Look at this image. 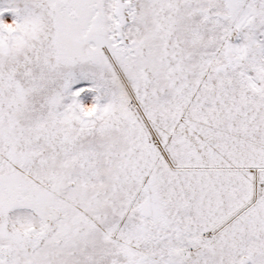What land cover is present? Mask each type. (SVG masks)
Returning <instances> with one entry per match:
<instances>
[{
    "label": "snow or ice",
    "instance_id": "obj_1",
    "mask_svg": "<svg viewBox=\"0 0 264 264\" xmlns=\"http://www.w3.org/2000/svg\"><path fill=\"white\" fill-rule=\"evenodd\" d=\"M0 264H264V0H0Z\"/></svg>",
    "mask_w": 264,
    "mask_h": 264
}]
</instances>
